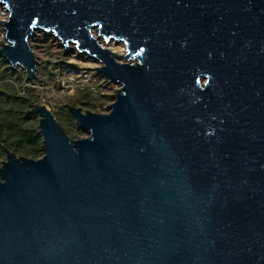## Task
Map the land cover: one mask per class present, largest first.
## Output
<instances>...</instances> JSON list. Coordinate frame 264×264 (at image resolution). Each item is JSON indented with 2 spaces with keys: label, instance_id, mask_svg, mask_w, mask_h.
<instances>
[{
  "label": "water",
  "instance_id": "95a60500",
  "mask_svg": "<svg viewBox=\"0 0 264 264\" xmlns=\"http://www.w3.org/2000/svg\"><path fill=\"white\" fill-rule=\"evenodd\" d=\"M0 55L35 31L120 85L107 113L45 105L43 155L2 146L0 264H264V0H0ZM125 46L121 56L96 36Z\"/></svg>",
  "mask_w": 264,
  "mask_h": 264
},
{
  "label": "rangeland",
  "instance_id": "374dc122",
  "mask_svg": "<svg viewBox=\"0 0 264 264\" xmlns=\"http://www.w3.org/2000/svg\"><path fill=\"white\" fill-rule=\"evenodd\" d=\"M35 32L29 43L39 58L42 82L35 78L28 79L21 68H11L0 55V164L6 159L2 146L16 156L29 159H38L43 155L38 129L39 116L31 112L34 104L45 105L65 133L75 140L87 137L88 133L77 127L66 106L79 107L83 112L104 114L114 101L115 90L120 88L119 84L106 81L95 71L96 59L77 49L74 51L78 52L77 57L82 60L73 58L70 46L65 50L51 34ZM2 41L4 31L0 26V43ZM108 43L103 46L107 47ZM116 43L113 47L119 56L123 52ZM118 61L124 62L121 58Z\"/></svg>",
  "mask_w": 264,
  "mask_h": 264
},
{
  "label": "bare ground",
  "instance_id": "6f19581e",
  "mask_svg": "<svg viewBox=\"0 0 264 264\" xmlns=\"http://www.w3.org/2000/svg\"><path fill=\"white\" fill-rule=\"evenodd\" d=\"M6 16H7V11L3 8V7H1L0 6V26H1V21H3V20H5L6 19ZM36 33V32H35ZM94 35L96 36V38H97V40H98V42L103 46V44L105 43L104 42V40H103V38H101V37H99V36H97V34H96V32H94ZM38 36V35H37ZM111 41H113V40H110L109 41V43H108V45H107V48H109L111 51H113L115 54H116V59H117V61L121 58L122 59V57H120V56H122V54L124 53V50H125V46H124V44H122V43H119V42H111ZM104 42V43H103ZM114 43H116L117 45L119 44L120 45V50L123 52V53H121V55H117V53L114 51ZM106 44V43H105ZM116 49V48H115ZM32 50V49H31ZM70 52H73V54L71 53V56H73V58L74 57H76V59L78 58H80V60H82V58L81 57H77V51H74L75 50V47L74 46H72V45H70ZM33 51V50H32ZM60 51H62V49L60 48ZM33 53H34V51H33ZM37 54V53H36ZM36 54L34 53V56H35V59H36V62H37V68H36V77H35V79L37 80V81H39V82H42V80H41V75L39 74L40 73V71H39V58H38V56H36ZM120 54V53H119ZM84 56V55H83ZM72 58V59H73ZM90 59V58H89ZM91 61H93L92 59H90ZM120 62V61H119ZM87 64V63H86ZM88 65V64H87ZM96 68H98V67H100L101 66V64L99 63V62H96L95 63V65H94ZM98 66V67H97ZM96 71V70H95Z\"/></svg>",
  "mask_w": 264,
  "mask_h": 264
}]
</instances>
